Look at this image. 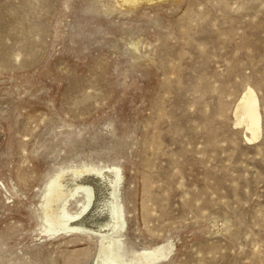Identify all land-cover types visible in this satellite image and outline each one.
Listing matches in <instances>:
<instances>
[{"label":"rangeland","instance_id":"rangeland-1","mask_svg":"<svg viewBox=\"0 0 264 264\" xmlns=\"http://www.w3.org/2000/svg\"><path fill=\"white\" fill-rule=\"evenodd\" d=\"M105 165L124 258L172 241L154 264H264V0H0V264H94L101 236L60 229L46 193Z\"/></svg>","mask_w":264,"mask_h":264},{"label":"bare ground","instance_id":"bare-ground-1","mask_svg":"<svg viewBox=\"0 0 264 264\" xmlns=\"http://www.w3.org/2000/svg\"><path fill=\"white\" fill-rule=\"evenodd\" d=\"M118 1L137 5L143 0ZM236 115V123L245 125L250 131V134H247L248 139L253 141L260 137V99L253 87H249L243 94ZM65 173L59 172L48 183L47 205L55 208L61 204L64 207L66 218L59 220L63 225L60 229L96 233L101 236L94 264H154L173 249V242L169 241L137 251L133 259L124 258L121 251L124 245L122 230L127 225V219L124 205L119 200V183L123 178L121 166L87 167L80 171H71L72 175L68 174L64 178ZM80 192H84V199L79 208L71 212L66 205Z\"/></svg>","mask_w":264,"mask_h":264}]
</instances>
